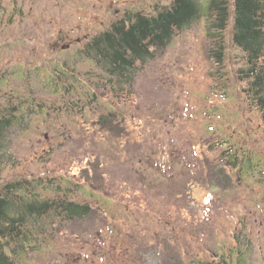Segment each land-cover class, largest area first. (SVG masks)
<instances>
[{"label":"rangeland","instance_id":"1","mask_svg":"<svg viewBox=\"0 0 264 264\" xmlns=\"http://www.w3.org/2000/svg\"><path fill=\"white\" fill-rule=\"evenodd\" d=\"M173 1L0 0V117L17 109L0 138V193L28 196L21 183L32 200L94 206L75 221L32 217L31 240L6 247L14 264H264V120L240 79L243 51L230 38L220 68L205 54L209 0L127 74L89 49L120 19ZM109 112L120 135L96 125ZM94 156L110 196L80 175Z\"/></svg>","mask_w":264,"mask_h":264},{"label":"trees","instance_id":"2","mask_svg":"<svg viewBox=\"0 0 264 264\" xmlns=\"http://www.w3.org/2000/svg\"><path fill=\"white\" fill-rule=\"evenodd\" d=\"M207 11L210 15V42L204 51L208 60L217 68L223 67L229 56V40L232 39L246 59L245 65L239 68L240 79L248 83L247 92L264 120V0H209ZM202 15L203 7L199 0H174L169 7L156 14L138 12L133 17L120 19L92 37L89 49L97 54L96 60L102 58L112 71L127 74L136 69L139 61L145 63L155 58L157 49H165L178 30L189 26ZM133 78H130L131 84ZM12 110L13 116L0 117V138L13 122L17 109L13 107ZM116 114H102L96 125L120 135L124 130L123 119ZM217 166L211 165L209 174L214 175L220 184L222 177ZM79 170L90 188L103 195H111L112 185L106 177L104 164L96 156L92 161L87 160ZM20 185L18 183L14 189L28 196L0 193V264H14L6 249L12 242L23 247L26 241L31 240L33 231L29 229L32 224L29 220L32 217L42 218L57 211L63 218L75 221L85 218L94 210L90 202H80L68 195L60 199L36 197L32 200L30 195L34 194L33 191H24ZM172 250L182 253L178 246ZM13 251L16 254L19 252L16 249ZM212 253L215 254L214 258L219 257L215 251ZM220 260L203 264H221Z\"/></svg>","mask_w":264,"mask_h":264}]
</instances>
